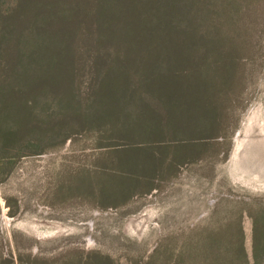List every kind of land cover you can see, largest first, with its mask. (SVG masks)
I'll list each match as a JSON object with an SVG mask.
<instances>
[{"label": "trees", "instance_id": "obj_1", "mask_svg": "<svg viewBox=\"0 0 264 264\" xmlns=\"http://www.w3.org/2000/svg\"><path fill=\"white\" fill-rule=\"evenodd\" d=\"M263 5L262 0H0V151L9 140L16 145L14 139L28 137L24 131L31 130L30 138L44 129L40 123L25 128L33 107L46 113L43 121L56 111L73 113L94 131L106 126L104 140L127 145L107 153L113 169L96 196L111 200L142 185L150 188L161 167L152 137L182 136L202 109L215 119L210 95L234 71L233 46L263 30ZM78 71L88 74L91 87L82 103L71 90ZM55 127L46 128L50 139ZM136 140L144 144L131 143ZM16 157L0 154V165ZM256 201L250 200L246 212L249 251L236 216L196 244H183L168 264H264V203Z\"/></svg>", "mask_w": 264, "mask_h": 264}, {"label": "rangeland", "instance_id": "obj_2", "mask_svg": "<svg viewBox=\"0 0 264 264\" xmlns=\"http://www.w3.org/2000/svg\"><path fill=\"white\" fill-rule=\"evenodd\" d=\"M233 47L234 71L210 95L215 119L202 109L182 136H153L159 172L150 188L125 197L94 193L113 169L107 153L123 141L104 140L106 126L94 131L73 113L43 121L46 113L33 107L25 128L44 129L30 138L24 131L28 137L0 151L18 155L0 165V264H146L150 257V264H168L183 244L236 216L249 251L248 204L264 203V26ZM75 79L71 90L82 103L91 93L88 74ZM54 123L50 139L46 128ZM138 140L131 143L144 144Z\"/></svg>", "mask_w": 264, "mask_h": 264}]
</instances>
